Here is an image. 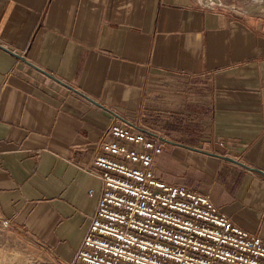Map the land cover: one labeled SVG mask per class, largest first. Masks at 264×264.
Masks as SVG:
<instances>
[{"label":"crops","instance_id":"obj_1","mask_svg":"<svg viewBox=\"0 0 264 264\" xmlns=\"http://www.w3.org/2000/svg\"><path fill=\"white\" fill-rule=\"evenodd\" d=\"M114 116L164 139L158 177L264 242V178L237 163L264 171V17L201 0H0V216L60 264H84L102 190L91 157Z\"/></svg>","mask_w":264,"mask_h":264},{"label":"built area","instance_id":"obj_2","mask_svg":"<svg viewBox=\"0 0 264 264\" xmlns=\"http://www.w3.org/2000/svg\"><path fill=\"white\" fill-rule=\"evenodd\" d=\"M135 125V124H134ZM112 117L91 164L102 190L75 258L84 264H264V242L206 193L156 175L164 139ZM144 128V129H143ZM0 216V228H9Z\"/></svg>","mask_w":264,"mask_h":264},{"label":"rangeland","instance_id":"obj_3","mask_svg":"<svg viewBox=\"0 0 264 264\" xmlns=\"http://www.w3.org/2000/svg\"><path fill=\"white\" fill-rule=\"evenodd\" d=\"M236 16L264 17V0H201ZM0 264H60L53 255L28 235L11 226L0 228Z\"/></svg>","mask_w":264,"mask_h":264},{"label":"water","instance_id":"obj_4","mask_svg":"<svg viewBox=\"0 0 264 264\" xmlns=\"http://www.w3.org/2000/svg\"><path fill=\"white\" fill-rule=\"evenodd\" d=\"M221 157H223L226 160H232L230 157H226V156H221ZM237 163H239L240 165H242L244 167H247V168L251 169L252 171H254L256 173H259L264 178V171H262L261 169L256 168V167H248V166L244 165L243 163H241L239 161H237Z\"/></svg>","mask_w":264,"mask_h":264}]
</instances>
